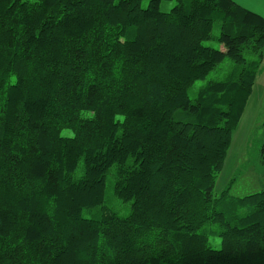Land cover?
<instances>
[{
    "label": "trees",
    "instance_id": "1",
    "mask_svg": "<svg viewBox=\"0 0 264 264\" xmlns=\"http://www.w3.org/2000/svg\"><path fill=\"white\" fill-rule=\"evenodd\" d=\"M263 60L232 0H0V264H264L215 192Z\"/></svg>",
    "mask_w": 264,
    "mask_h": 264
},
{
    "label": "rangeland",
    "instance_id": "2",
    "mask_svg": "<svg viewBox=\"0 0 264 264\" xmlns=\"http://www.w3.org/2000/svg\"><path fill=\"white\" fill-rule=\"evenodd\" d=\"M147 2L148 0H142V5H146ZM173 4V1L164 3L162 9L168 10ZM62 134L69 135L71 133L69 130H63ZM263 138L264 105L262 104L255 116L250 114L247 122H243L241 128L233 132L231 145L228 149L223 168L216 179V193H219L226 187L227 182L233 175L236 179L229 188L228 193L234 197H242L264 188V165L259 162L258 150ZM214 243L218 244L219 239L211 237L210 244L213 247H217L218 245L215 246Z\"/></svg>",
    "mask_w": 264,
    "mask_h": 264
},
{
    "label": "crops",
    "instance_id": "3",
    "mask_svg": "<svg viewBox=\"0 0 264 264\" xmlns=\"http://www.w3.org/2000/svg\"><path fill=\"white\" fill-rule=\"evenodd\" d=\"M232 1H234L236 4L240 5L241 7L253 13H256L264 18V0H232ZM263 102H264V60L256 76L255 83L252 87V92L248 98V101L240 118L237 129L241 128L243 122H247V120L250 117V114H253V116L257 114L258 109H260L262 104L264 105ZM248 130L249 128L247 129V132Z\"/></svg>",
    "mask_w": 264,
    "mask_h": 264
}]
</instances>
